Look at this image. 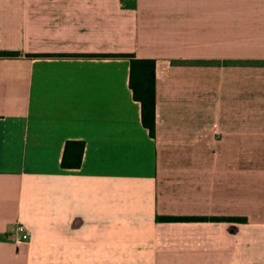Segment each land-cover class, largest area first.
<instances>
[{
    "label": "crops",
    "instance_id": "obj_1",
    "mask_svg": "<svg viewBox=\"0 0 264 264\" xmlns=\"http://www.w3.org/2000/svg\"><path fill=\"white\" fill-rule=\"evenodd\" d=\"M0 52V264H264V66L223 63L264 60V0H0Z\"/></svg>",
    "mask_w": 264,
    "mask_h": 264
},
{
    "label": "trees",
    "instance_id": "obj_2",
    "mask_svg": "<svg viewBox=\"0 0 264 264\" xmlns=\"http://www.w3.org/2000/svg\"><path fill=\"white\" fill-rule=\"evenodd\" d=\"M18 52H0V56L15 57ZM93 56L124 57L129 60V87L132 90L133 99L141 105V123L148 130L150 137H155L156 128V75L155 60L140 59L134 54H102ZM180 65H213L220 64L219 61H175ZM229 66H264V60H238L224 61ZM85 143L83 141H67L61 160L62 168H79L82 161ZM161 221H202L207 218L198 217H161ZM214 221H237L244 222L245 218H212Z\"/></svg>",
    "mask_w": 264,
    "mask_h": 264
},
{
    "label": "built area",
    "instance_id": "obj_3",
    "mask_svg": "<svg viewBox=\"0 0 264 264\" xmlns=\"http://www.w3.org/2000/svg\"><path fill=\"white\" fill-rule=\"evenodd\" d=\"M32 232L21 221H17L14 232L9 236V239L14 243H27L31 239Z\"/></svg>",
    "mask_w": 264,
    "mask_h": 264
}]
</instances>
